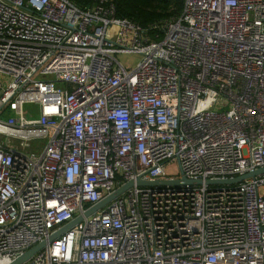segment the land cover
<instances>
[{"label": "built area", "instance_id": "2783aa9c", "mask_svg": "<svg viewBox=\"0 0 264 264\" xmlns=\"http://www.w3.org/2000/svg\"><path fill=\"white\" fill-rule=\"evenodd\" d=\"M182 1L143 26L112 0H0V126L18 140L0 141V264L42 241L21 264H264V172L205 183L264 167V0ZM181 175L202 183L133 185L84 215Z\"/></svg>", "mask_w": 264, "mask_h": 264}, {"label": "water", "instance_id": "95a60500", "mask_svg": "<svg viewBox=\"0 0 264 264\" xmlns=\"http://www.w3.org/2000/svg\"><path fill=\"white\" fill-rule=\"evenodd\" d=\"M264 172V167L258 168L256 170H252L250 172H247L245 174L236 176L234 178H229V179H207L205 181L206 184H229V183H235V182H240L241 180L248 178V177H253L255 175L261 174ZM202 182L200 180H193V179H188L181 175V177L176 178V179H159V180H143L140 178H136L135 180H129L120 187H118L116 190H114L111 194L107 195L104 197L102 200H100L98 203L90 207L84 212V215L87 216L91 213H94L96 210L102 208L106 204H108L112 200H116L118 196L122 193H124L127 189L132 187L133 185L136 186H147V187H155V186H164V185H170V186H180L184 184H189V185H199ZM82 219V216L79 215L77 216L74 220L71 222L67 223L65 226L61 227L59 230L54 232L48 237V242L52 241L54 238H57L60 236L63 232L68 230L70 227L75 225L77 222H79ZM46 244V241H42L40 243H37L27 251H25L22 255L17 257L14 261H12L9 264H21L24 261H26L28 258H30L37 250L41 249L44 247Z\"/></svg>", "mask_w": 264, "mask_h": 264}, {"label": "trees", "instance_id": "16d2710c", "mask_svg": "<svg viewBox=\"0 0 264 264\" xmlns=\"http://www.w3.org/2000/svg\"><path fill=\"white\" fill-rule=\"evenodd\" d=\"M84 5L92 0H72ZM182 0H112L114 16L129 18L143 26L161 19L177 16L182 9Z\"/></svg>", "mask_w": 264, "mask_h": 264}, {"label": "rangeland", "instance_id": "374dc122", "mask_svg": "<svg viewBox=\"0 0 264 264\" xmlns=\"http://www.w3.org/2000/svg\"><path fill=\"white\" fill-rule=\"evenodd\" d=\"M117 57H118V60L122 64H124L126 67H134L136 63L140 60V56L134 53H122V54H119ZM47 77L51 78L53 76L49 75ZM57 86H60V84H57ZM219 103H221V106H220L221 109L229 107L228 102L219 101ZM9 114H10V111L5 110L3 113H1V117L5 119ZM24 115L25 117H29V116L36 117L37 116V106L35 104H26L24 106ZM0 141H10V142L12 141L13 143H17L18 140L9 135L0 134ZM167 171L171 175H174L177 172H179L177 163L176 162L170 163L167 167Z\"/></svg>", "mask_w": 264, "mask_h": 264}, {"label": "bare ground", "instance_id": "6f19581e", "mask_svg": "<svg viewBox=\"0 0 264 264\" xmlns=\"http://www.w3.org/2000/svg\"><path fill=\"white\" fill-rule=\"evenodd\" d=\"M0 134L10 135V132L0 126Z\"/></svg>", "mask_w": 264, "mask_h": 264}]
</instances>
